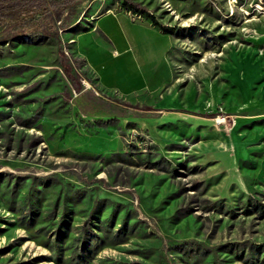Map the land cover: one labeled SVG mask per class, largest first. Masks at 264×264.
Returning a JSON list of instances; mask_svg holds the SVG:
<instances>
[{
  "label": "rangeland",
  "instance_id": "rangeland-1",
  "mask_svg": "<svg viewBox=\"0 0 264 264\" xmlns=\"http://www.w3.org/2000/svg\"><path fill=\"white\" fill-rule=\"evenodd\" d=\"M133 1L32 42L0 16V264H264V0ZM109 12L164 58L114 55Z\"/></svg>",
  "mask_w": 264,
  "mask_h": 264
},
{
  "label": "crops",
  "instance_id": "crops-1",
  "mask_svg": "<svg viewBox=\"0 0 264 264\" xmlns=\"http://www.w3.org/2000/svg\"><path fill=\"white\" fill-rule=\"evenodd\" d=\"M95 25L107 35L111 48L115 50L116 54L114 55L119 58L128 56L138 68H143L162 60L170 45L167 36L147 24L132 23L121 13H105L99 16ZM227 115L232 118V123L228 127L227 132L224 131L223 138L227 146L230 145V149H232V135L240 127L249 125L252 118L229 113ZM257 117H260V115ZM235 136L238 137V134ZM238 145L239 152L242 153L244 146L242 143ZM235 153L236 149L234 148L233 154Z\"/></svg>",
  "mask_w": 264,
  "mask_h": 264
},
{
  "label": "trees",
  "instance_id": "trees-1",
  "mask_svg": "<svg viewBox=\"0 0 264 264\" xmlns=\"http://www.w3.org/2000/svg\"><path fill=\"white\" fill-rule=\"evenodd\" d=\"M83 0H0V16L5 19H15L17 24L16 30L13 31V37L23 40L24 42H32L28 36L38 35V38L43 39L52 37L57 34L58 29L64 28L67 25L64 23L65 15L71 12L72 23L76 21V16H73L74 7ZM123 5L144 11V7L133 0H123ZM29 5H36L39 10V16L34 19L23 18L19 15V9ZM68 16V15H67ZM70 23V24H72ZM39 39V40H40ZM38 39L34 42L38 43Z\"/></svg>",
  "mask_w": 264,
  "mask_h": 264
},
{
  "label": "built area",
  "instance_id": "built-area-1",
  "mask_svg": "<svg viewBox=\"0 0 264 264\" xmlns=\"http://www.w3.org/2000/svg\"><path fill=\"white\" fill-rule=\"evenodd\" d=\"M222 120H223V117H222Z\"/></svg>",
  "mask_w": 264,
  "mask_h": 264
}]
</instances>
